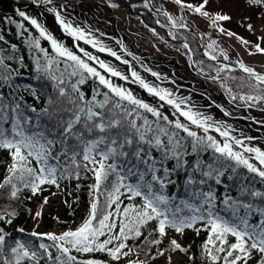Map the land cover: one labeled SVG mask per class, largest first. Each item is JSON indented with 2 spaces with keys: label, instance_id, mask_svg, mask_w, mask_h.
<instances>
[{
  "label": "snow or ice",
  "instance_id": "obj_1",
  "mask_svg": "<svg viewBox=\"0 0 264 264\" xmlns=\"http://www.w3.org/2000/svg\"><path fill=\"white\" fill-rule=\"evenodd\" d=\"M173 2L208 19L210 26L221 34L236 37L244 45L253 44L226 30L221 22L230 21L232 17L223 12L208 11L209 0H201L197 5L189 0ZM43 3L52 4L53 0H43ZM244 3L250 9H259L264 18V0H244ZM110 6L117 7L116 4ZM144 6L148 7V4ZM49 11L74 40H83L99 52H108L121 60L115 51L88 38L90 33L66 22L59 10L50 8ZM17 12L39 31V37H30L27 43L35 52V72L55 82V96H50L48 106L37 112L35 107L24 108L20 98L6 97L0 92V151L10 158L0 189H6L11 198L18 199L22 189L36 195L44 185L60 188L61 181H78L81 173L89 172L95 178V184L91 186L93 195L88 215L75 230L61 234L31 233L51 241L50 244L40 243L39 250L17 241L10 248L12 258L5 257L8 234L0 227V264H23L26 259L32 264H40L41 260L50 264H118L122 259L126 264H153L161 257L165 264H172V253L189 255L190 246L178 239L189 229L208 233L202 254L209 264H264V190L256 188L255 182H249L247 176L237 174V169L243 167L264 184V150L245 145L241 139L230 135L227 125L210 116L182 110L183 100L177 102L171 92L149 85L132 71L134 81L175 109L174 118L170 119L162 111L164 104L156 107L139 99L130 89L113 83L89 62H95L111 77L128 81V76L79 44L75 47L82 55L76 54L37 19L24 11ZM164 15L173 29L177 26L188 28L183 18L178 21L167 12ZM246 20L251 17L241 20L240 25L255 35L253 24ZM18 27L23 35V23ZM170 35L173 39L178 38L175 32ZM41 39L50 42L51 51L42 46ZM0 41H4L3 35H0ZM182 46L191 50L187 43ZM214 46L215 41L207 48L213 50L211 59L216 60ZM12 48L16 49V45ZM249 54H264V35L257 37ZM223 60L227 61L229 57L223 54ZM20 61L23 66V57ZM122 63L130 62L122 60ZM238 66L249 78L264 85V75L242 62ZM230 70L225 64L216 69L217 75L212 78L218 79L219 72ZM14 73L16 69L5 63L4 56L0 55V86L11 88ZM152 75L158 76L155 72ZM88 79L98 82L90 98L80 87ZM29 90L39 99L35 90ZM259 91V95L241 98L246 102L264 101V88ZM177 112L189 124L182 122ZM30 113H35V117ZM190 125L202 129L204 135L192 131ZM213 130L224 138L223 142L209 134ZM209 151L211 155L205 159L204 154ZM190 157L194 159L190 160ZM253 159L256 163L251 162ZM229 171L233 175H227V179L236 181L238 194L232 195L226 190L218 196L213 184H223ZM181 173L187 198L178 199L169 195L167 189L177 184L176 177ZM224 187L228 189L229 186L225 184ZM102 189L106 192L103 208L99 203ZM41 214V211L35 213L36 217ZM14 215V212H4L0 214V221L11 224ZM253 217L258 219L253 222ZM149 227L151 231H148ZM170 230L176 236H170ZM165 238L167 246H164ZM73 252L87 254L88 258L80 259ZM96 254H104V258H97Z\"/></svg>",
  "mask_w": 264,
  "mask_h": 264
},
{
  "label": "trees",
  "instance_id": "obj_2",
  "mask_svg": "<svg viewBox=\"0 0 264 264\" xmlns=\"http://www.w3.org/2000/svg\"><path fill=\"white\" fill-rule=\"evenodd\" d=\"M84 0H53L52 4H45L43 6H34L29 3L23 2L21 0H0V35L4 36V41H0V55H3L5 58V63H8L12 68L16 69L14 73V79L12 81V87L9 88L7 85L0 86V92L4 93L6 97H18L22 100L24 108L35 107L37 112L40 111L42 107H47V100L50 96H55V82L48 79L46 76H41L35 72L34 69V59L35 54L34 49L30 48L27 40L30 37H39V31L32 26L28 21L23 20L19 17L17 10L24 11L28 16L35 18L38 22L44 26L51 34L52 30L46 23L52 17L48 13L51 6L61 7L63 4H75L78 5L83 3ZM154 7L159 10V18L162 21H167V17L164 15L165 11L168 10L169 14L180 21L183 18V22L187 23L188 26L195 29L200 37L202 38L205 46L211 44L205 37L206 32L217 31V29L210 26V21L204 18L208 27L201 26L196 23H192L187 13H192L191 10L185 9L176 5L173 0H151ZM200 2H193L194 5L199 4ZM144 2H136L134 4L135 8H146ZM179 6L181 9V14L177 15L173 12L172 7ZM212 13H216L214 10L208 9ZM198 15V14H197ZM142 19L146 24L153 27L159 34L165 37L172 45L182 50L187 55H191L193 61L200 69H213L220 68L221 65L207 57H205L201 50V45L196 36L185 29H177L172 32H175L177 37L173 39L163 26L157 23L156 18L150 11H145L141 14ZM12 21H15L13 23ZM221 22L222 26L225 23ZM23 23L24 30L23 35H21V28L18 27V24ZM60 41V39H58ZM61 42V41H60ZM187 43L189 49H185L182 45ZM16 45V49L12 48V45ZM41 44L43 47L50 49V42H47L41 39ZM208 49V48H207ZM82 55L81 53H77ZM213 53V50H210ZM214 54L223 58V55L220 51L214 47ZM23 57V66H21L20 58ZM145 63L152 65L149 58L144 59ZM229 61L239 64L233 58H229ZM92 66L93 62L90 61ZM63 68V65H61ZM99 71H103L97 67ZM148 73L152 76L149 80H144L151 86H155L160 89H164L161 86V83L167 80H172L170 74L165 75L163 73H157L158 76H153L152 72H155V68H148ZM149 69L151 71H149ZM156 73V72H155ZM40 77L37 79V77ZM200 83L204 88L199 85L192 86L188 93L185 95L173 94L172 98L177 102L181 100L184 101L182 104V110H189L190 108H196L202 106L203 108H212L209 110V116L213 118L214 121L219 122L223 125L228 126V131L230 135L241 139L243 142L247 140L248 137L256 136L260 137V146L261 150H264V134L260 133H251L253 132L252 125L248 116L237 115L232 113H225L224 108L219 100L216 99L212 90H210L207 85L208 79L201 76L197 73L196 75ZM75 79V78H74ZM213 81V80H212ZM218 84L226 87L230 94L236 96L237 99H242L241 97L245 95H259L260 88H264V85H259L257 81L249 78L248 74L241 72L236 69H231L230 71H221L219 72V78L214 80ZM137 87L140 88L141 93L137 92L135 89L128 87L126 83H120L121 86L130 89L135 96L139 99L144 100L152 106L159 107L160 104H164L162 111L169 115L170 119L174 118L172 113L175 109L167 105L166 101H160L157 97L148 93L146 89L140 86L138 81H135ZM98 85V82L94 79H88L85 84L81 85V91L85 93L87 97L90 98L93 89ZM256 85V87H253ZM102 88V86H101ZM33 89L36 92V95L39 99H36L32 95ZM106 91L107 89H102ZM35 117V113H30ZM149 118L152 119L151 115ZM177 116L179 113L177 112ZM182 122L189 124V122L183 116H179ZM239 125L241 127L239 128ZM243 125V126H242ZM192 131H196L199 135H204L203 130L196 127L195 125H190ZM255 131H261L255 127ZM263 131V130H262ZM210 135L214 136L218 141L223 142L224 138L216 133L214 130L210 131ZM185 135V133H181ZM190 139V138H189ZM211 155V152L204 154V158L207 159ZM194 159L193 157L189 158ZM10 162V158L6 152L0 151V182H3L4 178L7 175L6 166ZM252 163H256L253 159ZM237 174L244 175L249 178V182L254 181L255 187L264 190V184H262L258 177H255L254 174L248 173L246 169L240 167L237 169ZM227 175H233L231 171L226 174L224 178V183L221 185L213 184L214 189L217 192L218 196H222L227 190L229 194L237 195L238 192L235 188L236 181L228 180ZM177 184L170 185L167 189L169 195H175L178 199L187 198L183 184V173L179 177H176ZM210 183H213L210 181ZM95 184V178L92 173H81L80 180H71V181H61L60 188H56L53 185H44L43 190L36 195H32L30 190L22 189L19 193L18 199H13L10 197L6 189H0V214L4 212H14L15 215L11 217L12 223L6 224L3 221H0V227L4 228V231L8 234L6 236L7 247L4 250L3 255L9 259L12 258L10 253V248L15 246L17 241L23 242L28 245L33 250H39L38 245L40 243H51L43 238L34 237L31 235L33 231L36 232H46V233H56L61 234L68 230H75L80 226L86 219L89 212V205L92 200V191L91 186ZM228 185V189H225L224 185ZM59 196L62 201V211H58L57 207H53L51 210H46L47 204L53 202L54 199ZM106 192L102 189L100 193V207L103 208L105 204ZM45 198H47V203H44ZM127 203V201H125ZM222 207V206H221ZM41 211V216L36 217L35 213ZM258 217H253V222H255ZM43 226L45 229H41ZM23 229V231H20ZM193 237L184 243L185 246H190L189 255H184L182 264H209L208 259L202 254V245L207 239L208 233L206 231H200L197 233L194 230H191ZM148 231H151L149 227ZM132 244H136V241H130ZM164 246H167V238H165ZM52 251L55 253V249ZM74 255H77L80 259L88 258L87 254H77L73 252ZM173 254V253H172ZM194 257L190 259L189 257ZM97 258H104V254H96ZM134 258V257H133ZM141 259H144V256H140ZM23 264H32L31 260L26 259ZM40 264H50L46 260H41ZM118 264H126V260H121ZM153 264H165L163 258H158ZM173 264V262H172Z\"/></svg>",
  "mask_w": 264,
  "mask_h": 264
},
{
  "label": "rangeland",
  "instance_id": "obj_3",
  "mask_svg": "<svg viewBox=\"0 0 264 264\" xmlns=\"http://www.w3.org/2000/svg\"><path fill=\"white\" fill-rule=\"evenodd\" d=\"M147 3V0H135L136 2ZM189 2H201V0H189ZM111 4H116L117 7H111ZM60 11L62 18L71 25L85 30L90 33L88 38H93L99 41L100 45L110 48L115 51L121 60H117L108 52H99L98 48H93L90 44L83 40L76 41L70 37L56 20L53 12L48 11L52 17L47 21L52 30V35L60 39L66 47L80 53L75 47L84 48L92 55L104 60L107 64L120 71L123 75L129 77L128 81L121 80L117 77H111L103 69V74L108 76L113 83H126L128 87L135 89L141 93L137 87L131 72L135 71L143 80H149L152 76L148 73V68H155L156 73L170 74L172 80H167L161 83V86L172 94L185 95L189 92L192 86L199 85L202 88L197 73L208 79L207 85L213 91L219 103L222 104L225 113L248 116L253 132L264 134V101L253 102L245 101L244 99H233V95L229 93L226 87L215 82L212 77L217 75L216 68L200 69L193 61L191 55H187L179 48L172 45L165 37L159 34L153 27L144 22L139 13H132L127 8L123 7L118 0H84L83 3L63 4L61 7H54ZM173 12L177 15L181 14L179 6L172 7ZM208 9L215 12H223L232 17L230 21H226L223 27L226 30H231L237 33L238 36L252 41V45H244L236 37H229L226 34H221L217 31L206 32L205 37L212 43L215 41V46L220 53L226 54L229 58H233L239 63L242 62L246 66L255 69L258 72L264 73V54L250 55L249 52L254 47V43L258 36L264 35V18L260 15L259 9L248 8L244 0H209ZM169 14V11L166 10ZM192 23L208 27L204 18L192 13H187ZM251 17V20H246V23H252L255 28V35L247 30L246 27L240 25L241 20ZM170 22V21H169ZM131 54V55H129ZM149 58L152 62L151 66L146 64L144 59ZM122 60H128L129 64L122 63ZM93 65L99 67L95 62ZM213 80V81H212ZM251 105V106H249ZM195 112L201 113L204 116H209V110L212 108H196ZM189 110L194 112V108ZM243 126V125H242ZM241 125H239V128ZM255 127L261 131H255ZM263 130V131H262ZM245 145L259 147L260 137L253 136L251 140H245ZM247 155V154H246ZM57 207L58 211H62V201L57 196L53 202L47 204L46 210H51ZM41 229H45L41 226ZM170 236H176L174 232L169 231ZM193 234L190 230H186L183 236L178 237L184 244ZM184 259L183 253L175 252L172 254L173 264H182Z\"/></svg>",
  "mask_w": 264,
  "mask_h": 264
},
{
  "label": "water",
  "instance_id": "obj_4",
  "mask_svg": "<svg viewBox=\"0 0 264 264\" xmlns=\"http://www.w3.org/2000/svg\"><path fill=\"white\" fill-rule=\"evenodd\" d=\"M25 2H28L32 5H35V6H41V5H44L46 3H43V0H23ZM121 5L125 8H127L130 12L132 13H143L144 11L146 10H149L151 11V13H153V15L156 17L157 21H159V24L162 25L163 27H165L167 30H175V29H185L189 32H191L193 35H195L198 39H199V42H200V45H201V50H202V53L204 54V56H206L207 58L211 59V52L206 48L205 44L203 43V40L201 39V37L199 36V34L197 33V31H195L193 28L189 27L188 28H179L177 26V28L173 29L172 26H171V23L170 22H163L159 19V16H158V11L155 10L151 0H147L148 1V8L147 9H135L132 2L134 0H118ZM213 60V59H211ZM213 61H216L217 63L221 64V66L223 67V65L225 64H228L230 66V68H233V69H236V70H239L241 72H243L241 69H239V66L238 64H235L233 62H230V61H225L223 60V58H220L217 56V59L216 60H213ZM257 73H260L262 75H264L263 72H258L256 71Z\"/></svg>",
  "mask_w": 264,
  "mask_h": 264
}]
</instances>
